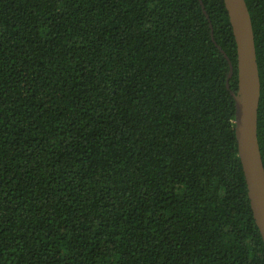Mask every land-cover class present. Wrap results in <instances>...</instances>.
Masks as SVG:
<instances>
[{"label": "trees", "instance_id": "obj_1", "mask_svg": "<svg viewBox=\"0 0 264 264\" xmlns=\"http://www.w3.org/2000/svg\"><path fill=\"white\" fill-rule=\"evenodd\" d=\"M235 96L223 0H0V264H264Z\"/></svg>", "mask_w": 264, "mask_h": 264}, {"label": "water", "instance_id": "obj_2", "mask_svg": "<svg viewBox=\"0 0 264 264\" xmlns=\"http://www.w3.org/2000/svg\"><path fill=\"white\" fill-rule=\"evenodd\" d=\"M237 52L240 96L234 119L238 155L254 221L264 242V166L257 138L260 81L251 17L245 0H223ZM233 67L230 65V73Z\"/></svg>", "mask_w": 264, "mask_h": 264}]
</instances>
